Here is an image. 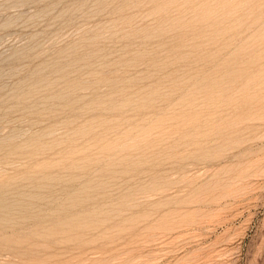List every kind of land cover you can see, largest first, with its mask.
<instances>
[{"label":"rangeland","instance_id":"374dc122","mask_svg":"<svg viewBox=\"0 0 264 264\" xmlns=\"http://www.w3.org/2000/svg\"><path fill=\"white\" fill-rule=\"evenodd\" d=\"M0 236V264H264V0H0Z\"/></svg>","mask_w":264,"mask_h":264},{"label":"bare ground","instance_id":"6f19581e","mask_svg":"<svg viewBox=\"0 0 264 264\" xmlns=\"http://www.w3.org/2000/svg\"><path fill=\"white\" fill-rule=\"evenodd\" d=\"M29 213H30V212H29ZM32 214H33V213H32ZM26 215H27V214H26ZM26 215H25V217H26ZM31 216H32V215H31ZM34 217H36V216H34ZM34 217H33V218H34ZM41 218H42V217H41ZM43 218H44V217H43ZM38 220H39V219H38ZM40 220H41V219H40ZM31 222H32V221H31ZM41 222H42V221H41ZM7 223H9V222L7 221ZM34 223H35V222H34ZM37 223H38V222H37ZM37 223H35V224H37ZM43 223H44V222H43ZM7 228H8V227H7ZM3 234H4V232H3ZM40 234H41V233H40ZM27 237H28V236H27ZM27 237H26V238H27ZM29 237H30V235H29ZM0 238H1V236H0ZM31 238H32V237H31ZM31 238H30V240H31ZM32 240H33V239H32ZM35 241H37V240H35ZM32 242H33V241H32ZM32 242H31V243H32ZM32 244H33V243H32ZM33 245H34V244H33ZM35 245H36V244H35ZM29 246H30V245H29ZM34 247H35V246H34Z\"/></svg>","mask_w":264,"mask_h":264}]
</instances>
